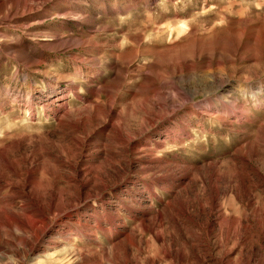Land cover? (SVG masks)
Segmentation results:
<instances>
[{
  "label": "rangeland",
  "instance_id": "1",
  "mask_svg": "<svg viewBox=\"0 0 264 264\" xmlns=\"http://www.w3.org/2000/svg\"><path fill=\"white\" fill-rule=\"evenodd\" d=\"M0 264H264V0H0Z\"/></svg>",
  "mask_w": 264,
  "mask_h": 264
}]
</instances>
